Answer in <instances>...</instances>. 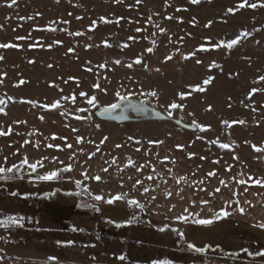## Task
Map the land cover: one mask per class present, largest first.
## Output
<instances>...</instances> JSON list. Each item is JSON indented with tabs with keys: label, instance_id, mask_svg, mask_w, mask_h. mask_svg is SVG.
<instances>
[{
	"label": "rangeland",
	"instance_id": "374dc122",
	"mask_svg": "<svg viewBox=\"0 0 264 264\" xmlns=\"http://www.w3.org/2000/svg\"><path fill=\"white\" fill-rule=\"evenodd\" d=\"M237 3L238 0H199L196 4L190 0H167V4L165 0H141L139 4L136 0H17L15 5L7 7L5 0H0V44L18 45L0 48L3 57L0 97L6 101L0 105L4 108L0 112V129L12 128L9 135L0 136V163L7 157L10 166L27 156L30 163L40 160L43 164L35 172L25 166L19 174H9L13 179L0 180L10 182L0 187L7 194L0 193V212L23 218L22 226L2 227L0 231V264H44L48 257L57 259L47 264H151L153 260L163 259L171 260L172 264L259 263L254 246L236 254L238 247L230 244L241 246L249 238L235 230L224 231L232 223L252 226L257 229L254 233L259 230L264 234V229L258 227L264 222V187L251 182L235 183L247 176L264 179V151H257L264 149V81L258 79L264 75V6L228 13L227 9L236 7ZM100 17L111 23H104ZM93 21L97 23L90 27ZM156 25L166 32L160 33ZM138 27L141 32L135 31ZM242 29L252 35L231 50L213 49L205 39L210 38L212 43L232 39ZM77 32L82 34L76 35ZM129 36L136 39L129 40ZM124 44L128 47H123ZM201 45L209 50L198 51ZM148 47H153V52L148 53ZM69 48L74 51L69 52ZM188 52L196 55L183 59ZM169 55L172 59L165 61ZM138 56L142 58L139 65L133 63ZM117 59L121 61L119 65L114 63ZM213 62L217 67L210 68ZM130 63L131 68L127 66ZM101 64L105 67H99ZM208 76L214 79L204 86L202 81ZM20 80L25 83L19 84ZM94 83L106 91L92 88ZM197 84L205 87V91H193L189 87ZM254 87L260 91L249 98L248 93ZM81 91L95 95L97 106L115 103L120 99L116 95L119 92L120 96L171 111L172 117L181 116L189 123L196 120L210 128L201 132L183 129L171 121L126 124L102 121L93 116L94 108L78 95ZM150 91L157 95H147ZM181 91L190 93L183 101L185 107L168 109L167 105L174 99L180 102L177 94ZM73 95L75 103L62 99ZM8 96L13 99L8 100ZM29 100L37 103H27ZM56 100L60 101L57 109L42 107ZM78 108L88 111L77 113ZM77 115L87 118L77 119ZM224 120L230 123L225 125ZM77 136L82 137L80 144L76 143ZM105 136L108 139L101 144ZM217 138L230 147L225 149L211 143ZM26 140L30 143H24ZM157 140L162 143H149ZM37 142L39 147L35 146ZM48 144L61 147L48 148ZM65 144H71L72 148ZM117 144L121 147L117 148ZM89 153L95 155L89 159ZM165 156L169 160H163ZM129 158L134 165L127 164ZM66 164H71L72 170L59 173L57 179H38ZM140 165L145 167L137 172ZM104 168L108 171L104 172ZM213 170L216 175L208 177L207 173ZM150 174L154 176L152 181L146 179ZM96 175L102 179H91ZM180 176L186 180L178 185L176 180ZM136 179L153 190L142 194L140 185L133 189ZM221 179L229 186L220 185ZM76 180L81 181L80 186ZM217 187L221 191L210 196ZM167 192L172 195L166 196ZM233 192L238 195L233 196ZM123 193L128 196L111 205L93 199L97 194L107 199ZM152 196L156 197L154 201ZM130 198L144 204V211L128 205L126 201ZM202 200L209 203L202 205ZM236 200L244 207V213L232 211ZM86 204L100 208L101 212L80 206ZM185 208L194 216L188 222L174 219ZM220 208L231 215L210 225L192 223L194 218L211 217ZM120 209L128 212L130 219L135 216L151 221L148 226L152 230L135 232L134 227L140 224L134 222L124 231L120 227L106 230L107 235L115 236L109 240L102 236V239L106 245L114 244L115 252L110 246L90 249L92 241L72 230L76 228L72 212H80L93 222L102 216L97 226L103 230L109 226L108 220L121 219L113 214L121 212ZM104 210L111 215L104 214ZM180 232L184 233L183 239ZM69 240L74 243L57 244ZM188 242L198 247L207 245V249L196 253L188 249ZM222 249L227 250L226 257L219 253ZM121 255L125 256L123 261L118 258Z\"/></svg>",
	"mask_w": 264,
	"mask_h": 264
},
{
	"label": "snow or ice",
	"instance_id": "6c2138e0",
	"mask_svg": "<svg viewBox=\"0 0 264 264\" xmlns=\"http://www.w3.org/2000/svg\"><path fill=\"white\" fill-rule=\"evenodd\" d=\"M116 2H120V0H116ZM141 2V0H136V3L139 4ZM191 3L193 4H196L199 2V0H190ZM17 3V0H5V5L7 7H12L13 5H15ZM165 3L167 4V0H165ZM258 6H264V3H260V0H257L256 3H250L249 0H238V3L236 5V7H230L227 9V12L230 13V14H234L236 11L240 10V9H243L245 7H248V8H256ZM37 15H39V13H37ZM69 15H71V13H69ZM171 17H169L170 19ZM21 19H24L23 17H21ZM28 19H32V17H28ZM79 19V17L77 18ZM151 18H149L150 20ZM100 20L103 21L104 23H111V21L107 20L105 17H100ZM64 23H69V21H64ZM96 21H93L92 22V25H90V27H94L96 25ZM212 22L209 21V25L211 24ZM208 25H206L207 27ZM155 27L158 28L159 32L160 33H165L166 32V29L163 28V27H160L159 25H156ZM0 28H2V26H0ZM136 32H141L142 29L141 28H136L135 30ZM255 31H259V29H255ZM82 33H79L77 32L76 35H81ZM153 36H155V33H152ZM252 33L247 31L246 29H242L240 30V32L232 39H228V40H220L219 42H216V43H212L211 39L210 38H205L210 47L213 48V49H218L220 47H225L226 49H229L231 50L234 46L238 45V43H240L242 41V39H246L247 37L251 36ZM17 39H25V37H17ZM129 40H134L136 39V37L134 36H129L128 37ZM145 39H147V37H145ZM57 43H59V41H57ZM106 45H107V41L104 42ZM153 45L155 44V41L153 40L152 41ZM31 46V45H30ZM14 47H18V45L14 44V43H3V44H0V48H4V49H7V48H14ZM49 47H51V45H49ZM86 47H91V45H86ZM123 47H128L127 44H124ZM209 48L208 47H205L204 45H201L199 46L198 48V51H208ZM69 52H72L74 51L72 48H69L68 49ZM146 51L148 53H151L153 52V47H148L146 49ZM177 52H179V49H176ZM196 53L195 52H188L186 54L183 55V59L187 60L189 59L190 57H193L195 56ZM3 57H0V60H2ZM165 61L167 60H170L172 59V56H165ZM32 61H30L31 63ZM115 64L119 65L121 63L120 60H115L114 61ZM135 64H142V58L141 57H136L134 62ZM197 63H201L200 60H197ZM129 68H131L133 66V64H128L127 65ZM99 67L103 68L105 67L104 64H101L99 65ZM143 67L147 68L148 65L147 64H143ZM210 68H214V67H217V65L215 64V62H213L212 64L209 65ZM159 69H157L158 71ZM88 71H91V68L88 69ZM69 79H74L73 77H69ZM214 79V77L212 76H208L206 79H204L202 81V84L204 86L208 85L212 80ZM259 81H264V75H260L258 77ZM3 81L0 80V83H2ZM25 81L24 80H20L19 81V84H24ZM65 83H67V81H65ZM192 88L193 91H198V92H203L205 91V87H202L200 84H197V85H193V86H189ZM92 88L94 89H100L102 91H106V89H101V86L99 83H94L92 85ZM257 91H260V89L258 88H252V90L248 93V97L251 98L252 94L257 92ZM80 97H83L85 98L86 100V103L87 105L91 106L92 108H95L97 106V103H98V99L95 95H92V96H89L87 92H84V91H81L79 92L78 94ZM117 96L120 97L121 100H127L128 97L127 96H120V93L117 92L116 93ZM147 95L149 96H153L155 97L157 95V93L155 91H150L147 93ZM178 97H179V101L180 102H177V100H173L171 101L168 105H167V108L168 109H183L185 107V105L183 104V101L185 100L186 96L190 95V93L188 92H184V91H181L179 92L178 94ZM8 100H12L13 97L11 96H8L7 98ZM62 99L64 100H72L73 103H75V100H76V96L73 95L71 97L69 96H65V97H62ZM6 103L5 99L0 97V105H4ZM27 103H30V104H33L35 105L37 102L34 101V100H29L27 101ZM60 106V101L59 100H56V101H53L51 104H44L42 105V107L44 108H51V109H57L58 107ZM128 107H131L133 108L134 110H139L136 108L135 105H125L124 106V109L123 111L121 112V115L119 118L121 119H126L127 117L123 114L124 111H127V108ZM121 108V104L120 103H112V104H109L107 105L106 107L102 108L101 110V115L107 113V114H111L114 110L116 109H120ZM211 106H209V110H210ZM88 109L87 108H78L76 109V112L77 113H82V112H87ZM0 112H4V108L3 107H0ZM157 115H159V113H157ZM172 115L173 113L171 111H167V116L169 118H172ZM189 115H192L191 113ZM77 119H86L87 117H82L80 115H77L76 116ZM223 124L225 125H228L230 122L227 121V120H224L222 121ZM239 123H244V121H239ZM190 126H194L195 128L199 129L201 132H204L206 131L208 128H210V125H203V124H200L198 123L196 120H192L191 122V125ZM97 127H99V125H97ZM12 131V128L11 126L8 127V129L5 131L3 129H0V136H7L11 133ZM73 131H77L76 129H73ZM55 135H53V139H55ZM202 138V137H201ZM61 139H66V138H61ZM108 137H104L100 143L103 144L107 141ZM131 139V138H130ZM82 141V137L80 136H77L76 137V143L77 144H80ZM24 143H30L29 141H24ZM149 143H162V141H149ZM211 143L213 144H218L219 147L221 148H229L230 145L228 143H221V141L219 140V138H217L216 140H213L211 141ZM36 147H39V142H37V144L35 145ZM48 148H60L61 146L58 145V144H48L47 145ZM65 147L67 148H72V145L71 144H65ZM117 148H120L121 145L117 144L116 145ZM183 146L182 145H177V148H182ZM253 147H255V145H253ZM82 151V149H81ZM96 151H100L99 147H97ZM257 151H264V149H257ZM89 159H91L95 153H89ZM194 155V153H189V156H192ZM44 159H47L46 157ZM53 159H56L55 157H53ZM201 159H205V157H201ZM236 159H238V157H236ZM163 160L167 161L169 160V157L168 156H165L163 158ZM116 162L115 158L112 159V163L114 164ZM63 164V162H61ZM127 164L128 165H134V161L129 158L127 160ZM27 166L32 172H35L37 167H43V164L40 160H37L36 162L34 163H30L29 162V159L27 156L23 157L21 160H19L18 163H12L10 166L7 165V157L4 158V163H0V180H11L14 178L13 175H9V174H19L21 172V170ZM145 165H140L139 167L136 168V171L137 172H140L142 168H144ZM72 170V165L71 164H66L64 165L62 168H57V169H53V170H50V171H47L45 172L43 175L39 176L38 179L40 180H43V181H51V180H55L58 178V175L59 173L61 172H70ZM104 172H107L108 171V168H104L103 169ZM154 171V169H153ZM168 172L171 173L172 172V169L169 168L168 169ZM82 175H84L82 173ZM156 175L158 176L159 173H156ZM216 175V172L215 170L213 171H210L207 173V176L208 177H212V176H215ZM85 178L87 179L88 177L85 176ZM91 179H95V180H101L102 177L99 176V175H96L94 177H91ZM129 179H132L131 177H129ZM147 180L149 181H152L154 180V176L153 175H148L146 177ZM186 180V177L185 176H180L177 180H176V183L179 185V183L181 181H184ZM251 182L252 184H256V185H260L262 187H264V179H260V178H254L252 176H247L246 179H238L235 181V183H237L238 185H246L247 183ZM76 185L77 186H80L81 184V181L80 180H76L75 181ZM201 183H203V181H201ZM219 184L224 186V187H228V183L224 180V179H221L219 181ZM137 185H140L141 188H142V194H147L150 192V190H153V189H150L149 187H144V181L140 180V179H136L135 180V183L132 185V188L135 189ZM85 190H87L86 186H85ZM202 191H206V189H201ZM247 187H245V192H247ZM221 191V188L220 187H217L213 190V192L209 193L210 196L212 195H215L217 193H219ZM77 194H80V193H77ZM13 195H15V193H13ZM89 195H91V193H89ZM172 193L171 192H167L166 193V196H171ZM233 196H237L238 194L236 192H233L232 193ZM128 196L127 193H123V194H117V195H114V196H111L109 198H105L104 196L102 195H95L93 197V199L95 201H102L104 203H107L109 205L113 204L114 202L118 201V200H123L125 199L126 197ZM183 198V197H181ZM156 199L155 196H152L151 197V200L154 201ZM127 204L130 205V206H134L136 209H139L140 211H144L145 209V205L140 203L137 199L135 198H130V199H127ZM151 202V201H149ZM209 201L208 200H202L201 201V204L202 205H206L208 204ZM235 203V207L232 208V211L234 212H240V213H244L245 212V209L244 207L240 206V201L239 200H236L234 201ZM245 204H250L249 201H244ZM192 204L194 205L195 204V201H192ZM226 206L227 207H231V204H229L228 202H225ZM82 207H88V205H80ZM174 208V206H173ZM97 211L99 210L98 208L96 209ZM170 211L172 209H169ZM197 215L198 217V214H195ZM229 215H231V212L225 210V208H220L218 210L215 211L214 215H212L211 217L209 218H194L192 219V223L194 224H198V225H210L212 223H214L215 221L217 220H221L223 218H226L228 217ZM194 216L193 213H191L189 211L188 208H185L184 209V212L183 214H180V215H177L174 219H176L177 221H183V222H188L190 218H192ZM135 219V216H133L131 219L127 220L126 223H131L132 220ZM22 220L23 218L20 217V216H16V215H5L2 219H0V227H3V228H8L10 226H22ZM117 226H121L120 224H117ZM167 227V226H165ZM258 227L264 229V222H261L258 224ZM73 231L77 230L75 227L72 229ZM161 231H164V228H161L160 229ZM181 239L184 238V233L183 232H180L179 233ZM74 243V241H57V244H67V245H72ZM187 247L188 249L196 252V253H203L205 252V249L207 247V245H205L204 247H198L194 242H188L187 244ZM245 251H247L245 249ZM256 255H264V253H256ZM121 261H123L125 259V256L121 255L120 257H118ZM57 258L56 257H48L47 258V261H55ZM47 261L44 262V264H47ZM151 264H172V261L171 260H168V259H163V260H153L151 262Z\"/></svg>",
	"mask_w": 264,
	"mask_h": 264
},
{
	"label": "trees",
	"instance_id": "16d2710c",
	"mask_svg": "<svg viewBox=\"0 0 264 264\" xmlns=\"http://www.w3.org/2000/svg\"><path fill=\"white\" fill-rule=\"evenodd\" d=\"M8 183H10V182L9 181L8 182L0 181V187H2V185H6ZM0 193H3L4 195H7L3 191H0ZM69 205L73 206V204L70 203V201H69ZM86 205H88L89 209L94 207L93 210L96 213H100L101 212L100 208H98L96 206H92V205H89V204H86ZM97 208L99 209L98 211L96 210ZM104 211L106 212V210H104ZM120 211L121 212H118L116 214L113 213V214L116 216L115 218H121V219H118V220L110 219V220H108L109 226H107V228L106 229L104 228L103 230H101L97 226L98 222L101 221L100 219L103 218L102 216H100L99 220H96V222H93V221H89V219H86L85 216L82 213H80V212H76V213L72 212V216H73V218L75 220L76 229H77L76 233L79 234V235L80 234L86 235L85 236L86 239L92 241L93 248H90V249H94L95 248L97 250H101V249H103V247L108 248V246H110V248H112L110 250H112V252H115V251H117L116 246L114 244L106 245V243H104V241L102 239V236L106 240H109L111 238V236H115V234L114 235H107V231L106 230H108L110 228H119L120 227L124 231L125 228L129 225V223H126V221L130 219V216L128 215V212H125L123 209H120ZM105 212H103V213L107 214V212L106 213ZM5 215L6 214L0 212V217H1L0 219H2ZM107 215H109V214H107ZM146 221L143 218H141V217H136L135 219H133L132 222L139 223L141 225V226L140 225L135 226L134 227V231L135 232L137 231L138 233H141V232H144L147 228L151 229L149 227L150 224H151V221H148V222H146ZM146 223H147V225H146ZM117 224H120L121 226L118 227ZM2 230H3V228L0 227V231H2ZM233 230H235V232H237L238 234L250 239V241L243 242V245L240 246L238 244L235 245V244H232V243L228 242L225 238L220 237V235H219V237L221 239L226 240L228 243L231 244V246L238 247V249L236 250L237 251L236 254L237 253L238 254H242V252L244 253L245 249H247L250 246H254L255 247V253H258V252L259 253H264V234H263V232L258 230L257 233H254L257 229L252 227V226L251 227L250 226H244V225L239 226V225H233L232 223H228V226H226V228L224 229V231H233ZM78 238H81V237L78 236ZM98 245H100L102 247H99ZM90 249H88V250H90ZM226 252H227V250H225V249H222V250L219 251V253L222 254V256H224V257L227 256V254H225ZM237 256L239 258H242L239 255H237ZM259 257H260L259 263L264 264V255H259ZM179 261H181V260H179ZM230 261L233 262L234 260H229V262ZM254 262L255 261H252V263H254ZM259 263L255 262V264H259ZM91 264H106V263L94 262V263H91Z\"/></svg>",
	"mask_w": 264,
	"mask_h": 264
},
{
	"label": "water",
	"instance_id": "95a60500",
	"mask_svg": "<svg viewBox=\"0 0 264 264\" xmlns=\"http://www.w3.org/2000/svg\"><path fill=\"white\" fill-rule=\"evenodd\" d=\"M115 103H120L121 108L114 110L111 114L105 113L101 115L100 113L102 108L107 105H100L92 109L93 116L99 120L113 122L116 124H126L140 121H171L183 129L190 131L197 130L194 126H190L191 123L184 121L181 116L169 118L166 111L153 107L136 98H128L126 101L118 99ZM125 105H135L139 110H134L133 108L128 107L127 111H124L123 113L127 118L121 119L119 117ZM157 113H159V115H157Z\"/></svg>",
	"mask_w": 264,
	"mask_h": 264
}]
</instances>
